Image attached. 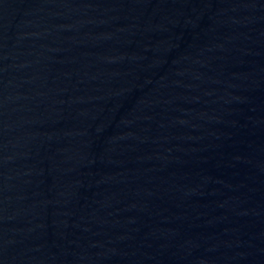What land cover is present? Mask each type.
Masks as SVG:
<instances>
[{
    "label": "water",
    "instance_id": "obj_1",
    "mask_svg": "<svg viewBox=\"0 0 264 264\" xmlns=\"http://www.w3.org/2000/svg\"><path fill=\"white\" fill-rule=\"evenodd\" d=\"M0 264H264V0H0Z\"/></svg>",
    "mask_w": 264,
    "mask_h": 264
}]
</instances>
